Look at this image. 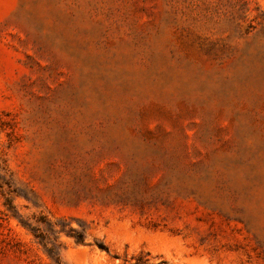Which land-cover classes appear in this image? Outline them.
<instances>
[{
    "label": "rangeland",
    "instance_id": "rangeland-1",
    "mask_svg": "<svg viewBox=\"0 0 264 264\" xmlns=\"http://www.w3.org/2000/svg\"><path fill=\"white\" fill-rule=\"evenodd\" d=\"M0 186V264H264V0H0Z\"/></svg>",
    "mask_w": 264,
    "mask_h": 264
},
{
    "label": "trees",
    "instance_id": "trees-1",
    "mask_svg": "<svg viewBox=\"0 0 264 264\" xmlns=\"http://www.w3.org/2000/svg\"><path fill=\"white\" fill-rule=\"evenodd\" d=\"M0 188H3L0 186ZM44 227H32L30 224H23L32 234L40 241L50 259L55 264H64L61 256V244L59 238L61 234L75 240L77 244L85 243V234L73 228H67L62 222L52 223L43 220ZM68 229V230H67ZM101 249H105L103 245H99Z\"/></svg>",
    "mask_w": 264,
    "mask_h": 264
}]
</instances>
